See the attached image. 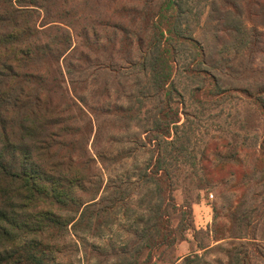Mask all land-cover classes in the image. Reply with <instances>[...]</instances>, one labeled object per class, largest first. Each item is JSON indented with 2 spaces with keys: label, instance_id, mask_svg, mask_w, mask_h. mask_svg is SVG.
Returning <instances> with one entry per match:
<instances>
[{
  "label": "rangeland",
  "instance_id": "1",
  "mask_svg": "<svg viewBox=\"0 0 264 264\" xmlns=\"http://www.w3.org/2000/svg\"><path fill=\"white\" fill-rule=\"evenodd\" d=\"M159 1L56 0L50 7L53 13L59 10L60 19L43 29L51 26L56 39L69 38L58 59V91L64 95V124H73L75 141L63 152L72 154L73 171L85 173L87 192L75 194L85 207L94 206L86 210L80 226L72 228L82 208L65 228L41 235L53 246L49 256L55 263L114 264L128 256L121 252L123 246L129 256L135 254L127 246L135 241V218L144 207L139 201L151 187H142L134 176L153 151L145 117L157 98L145 96L148 114L142 112L138 120L119 117L126 106L134 108L127 97L131 93L130 101L134 99L135 80L145 81L136 61L148 43L150 24L148 19L132 21L126 12ZM183 12L203 61L214 67L209 72L199 64L195 70L200 74L189 77L187 51L174 79L183 96L178 107L187 113L183 131L190 135L198 175L211 183L192 205L193 230L174 245L176 264L186 256L200 257L201 264H264V111L255 108L258 104L249 94L264 88V0H189ZM42 20L39 15L35 21ZM88 42L93 46H86ZM214 82L220 90L209 94ZM179 117L180 124L185 117ZM186 169L180 166L179 180ZM112 184L121 192L117 204L88 202L107 197L111 190L103 194V188ZM185 187L180 183L172 192L177 204L187 194ZM89 212L93 216L88 222ZM59 214L66 219L73 212ZM163 257L170 259L168 253ZM151 262L157 264L156 257Z\"/></svg>",
  "mask_w": 264,
  "mask_h": 264
},
{
  "label": "trees",
  "instance_id": "2",
  "mask_svg": "<svg viewBox=\"0 0 264 264\" xmlns=\"http://www.w3.org/2000/svg\"><path fill=\"white\" fill-rule=\"evenodd\" d=\"M55 1L0 0V264H58L49 256L53 246L41 240V235L65 228L82 208L72 228L80 226L86 210L94 207H85V202L75 194L76 190L87 192L85 173L73 171L72 154L63 152L75 141L73 124H64L65 109L60 108L64 95L58 91V59L69 47V38L62 33L59 37L64 40L56 39L50 33L51 26L43 29L59 22V10L53 13L50 9L56 6ZM188 1L160 0L154 6L145 4L143 10L127 8L132 21L148 19L150 24L148 43L136 61L145 81L135 80L136 87L131 91L134 99L130 101L131 93L127 97V103L134 108L126 106L119 117L138 120L142 112L148 114L144 110L147 94L156 97L157 103L153 104L150 117H145L146 135L151 136L153 151L134 176L142 187H151L139 201L140 208L144 207L135 218V241L127 246L135 254L129 256V250L123 246L121 252L128 256L114 264H155L152 257H156L157 264H176L174 245L184 240L185 232L193 230L192 205L198 202V193L211 183L198 175L190 135L183 131L187 113L178 107L183 96L174 80L181 56L187 51L189 77L200 74L195 70L199 64H204L209 72L214 69L205 64L196 40L188 33L183 12ZM39 15L43 20L37 24ZM219 90L214 82L208 92L216 94ZM262 92L264 88L249 92L259 111H264ZM179 115L185 117L180 124ZM181 165L187 168L182 171L184 180H179ZM180 183L186 185L187 194L177 204L172 192ZM106 190H111V194L98 202L90 196L88 202L117 204L119 187L106 185L103 194ZM194 191V197L188 194ZM64 210L73 215L63 219L59 213ZM92 216L89 212L88 222ZM167 253L169 260L163 257ZM199 258L186 256L181 263L201 264Z\"/></svg>",
  "mask_w": 264,
  "mask_h": 264
}]
</instances>
